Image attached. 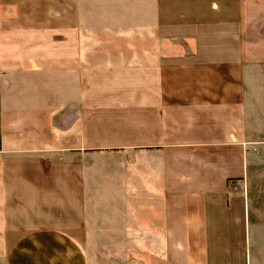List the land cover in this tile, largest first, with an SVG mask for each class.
<instances>
[{
  "label": "crops",
  "instance_id": "crops-1",
  "mask_svg": "<svg viewBox=\"0 0 264 264\" xmlns=\"http://www.w3.org/2000/svg\"><path fill=\"white\" fill-rule=\"evenodd\" d=\"M263 75L264 0H0V264H253Z\"/></svg>",
  "mask_w": 264,
  "mask_h": 264
},
{
  "label": "rangeland",
  "instance_id": "rangeland-1",
  "mask_svg": "<svg viewBox=\"0 0 264 264\" xmlns=\"http://www.w3.org/2000/svg\"><path fill=\"white\" fill-rule=\"evenodd\" d=\"M262 79H264V75H263ZM253 86H255L258 91L259 90L264 91V83H262L260 85V83L258 82ZM259 150H260V155H258ZM250 152H251L250 160H251V157L255 155V157L253 158V159H255V162L251 163L250 165L252 168V164H253V168H255L254 169V171H255L254 177H255L256 186H257L259 183V178H257V170H259L258 173L264 172V148H262V149L251 148ZM252 174H253V172H252ZM252 174H251V176H252ZM244 183H245V181L244 182H237L235 185L232 186L231 192H233L235 194L240 193V192H244V190H245V184ZM261 183H264V181H261ZM260 189H261V192L263 191V193H264V184L261 186ZM262 201L264 202V199ZM262 201H260V203H262ZM262 210H263V214H264V205H263ZM252 239L253 240H252V244H251V250H252L253 254H254V250L256 247L255 255H254L255 261H253V264H264V223L263 222H262V226L257 227L255 229H252Z\"/></svg>",
  "mask_w": 264,
  "mask_h": 264
}]
</instances>
